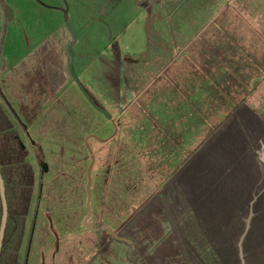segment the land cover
Returning <instances> with one entry per match:
<instances>
[{
	"label": "rangeland",
	"instance_id": "374dc122",
	"mask_svg": "<svg viewBox=\"0 0 264 264\" xmlns=\"http://www.w3.org/2000/svg\"><path fill=\"white\" fill-rule=\"evenodd\" d=\"M0 7L5 56L22 68L6 97L26 126L15 121L36 174L21 264H170L138 244L148 181L176 174L224 117L264 106V0ZM39 49L43 71L29 73L27 55ZM89 196L98 230L85 225Z\"/></svg>",
	"mask_w": 264,
	"mask_h": 264
},
{
	"label": "crops",
	"instance_id": "0c3cea01",
	"mask_svg": "<svg viewBox=\"0 0 264 264\" xmlns=\"http://www.w3.org/2000/svg\"><path fill=\"white\" fill-rule=\"evenodd\" d=\"M3 32L0 87L7 96V89L18 84L22 68L19 60L8 63L3 46L6 30ZM41 53L39 49L35 55H27V72L43 71ZM14 73L15 78L10 76ZM262 105L246 104L224 117L203 147L186 156V163L182 168L179 165L170 179L159 183L149 179V198L147 181L145 186L140 184V198H146L139 210L146 211L139 221L147 226L139 230L137 239L147 249L145 254L162 250L170 264H264ZM236 129L241 135L235 140L232 134ZM113 238L131 241L119 237L116 230Z\"/></svg>",
	"mask_w": 264,
	"mask_h": 264
},
{
	"label": "trees",
	"instance_id": "16d2710c",
	"mask_svg": "<svg viewBox=\"0 0 264 264\" xmlns=\"http://www.w3.org/2000/svg\"><path fill=\"white\" fill-rule=\"evenodd\" d=\"M15 121L20 123L22 129H26L0 87V264H21V252L36 185V174L28 158V148L20 144L22 129ZM3 196L7 219L1 237L5 214ZM23 264H27V261L24 260Z\"/></svg>",
	"mask_w": 264,
	"mask_h": 264
},
{
	"label": "water",
	"instance_id": "95a60500",
	"mask_svg": "<svg viewBox=\"0 0 264 264\" xmlns=\"http://www.w3.org/2000/svg\"><path fill=\"white\" fill-rule=\"evenodd\" d=\"M4 13L6 15V17H8L9 19L13 18V12H12V9L10 7H6L5 10H4ZM89 97V100L91 101V103L99 110L101 111L102 113H105L104 110L102 108H100L99 106L96 105V103L94 102V100L92 98ZM21 146L22 147H26V145L23 143V141L21 140L20 142ZM94 162V157L92 158V164ZM43 168L44 170L46 171L48 169L47 165L44 164L43 165ZM0 180H1V177H0ZM1 183H2V180H1ZM90 183H91V175H90V169H89V183H88V186H87V189L89 191L90 189ZM1 190H2V194L4 195L3 193V185H1ZM4 198V196H3ZM4 206H5V214H4V221H3V225H2V229H1V237L4 233V229H5V225H6V219H7V209H6V203H5V198H4ZM87 206H88V214H87V217L85 218V225L87 227H89L90 229H94V230H98L100 228H94V227H91L90 224L88 223V220L91 216V209H90V196H89V199H88V203H87ZM107 229H109V231H111L113 234H114V231L111 229V228H108L106 227Z\"/></svg>",
	"mask_w": 264,
	"mask_h": 264
}]
</instances>
